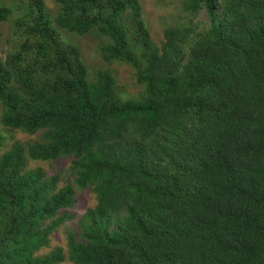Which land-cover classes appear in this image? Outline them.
I'll list each match as a JSON object with an SVG mask.
<instances>
[{
  "label": "trees",
  "instance_id": "obj_1",
  "mask_svg": "<svg viewBox=\"0 0 264 264\" xmlns=\"http://www.w3.org/2000/svg\"><path fill=\"white\" fill-rule=\"evenodd\" d=\"M51 1L0 3V123L38 134L0 135V264H264V0H182L159 46L140 0ZM61 30L131 66L139 96ZM86 188L66 252L39 255Z\"/></svg>",
  "mask_w": 264,
  "mask_h": 264
},
{
  "label": "rangeland",
  "instance_id": "obj_2",
  "mask_svg": "<svg viewBox=\"0 0 264 264\" xmlns=\"http://www.w3.org/2000/svg\"><path fill=\"white\" fill-rule=\"evenodd\" d=\"M23 0H0V3L8 6H15ZM45 6L48 12L52 15L55 13V7L51 0H44ZM143 8L144 20L149 29L153 42L159 46L162 42V32L166 25L176 23L178 21H188L191 16L182 10V0H140ZM19 10H17V13ZM15 14V15H16ZM192 22L205 23L204 13L201 12L192 18ZM11 32V26L9 22L2 23L0 25V56H3L7 51V43L5 42L6 36ZM62 37L68 42L76 45L80 52L82 60L88 69L90 75H93L98 70H106L110 72L116 81V92L122 98H136L141 93L142 86L136 82L134 69L124 63L116 61L106 62L103 61L98 54V46L101 43L100 40L91 37L90 35L78 36L73 33H68L61 30ZM1 112V106H0ZM0 135L6 136L7 141L3 144L4 150L9 147L10 143L18 139L21 142L32 140L38 137V134L30 135L18 130H11L0 123ZM70 165V158L63 159L61 161H55L52 163L47 162H29L28 168L35 166H41L44 168L48 175L63 171ZM63 174V173H61ZM63 179H68V175ZM95 195L89 188L84 190H76V203L75 206L68 210L73 213L75 218L72 221L63 223L56 231L50 235V247L42 249L38 254L43 255L47 253L54 246L63 247L66 252V234L68 231H78L76 222L86 208L94 206ZM59 264H71L65 260Z\"/></svg>",
  "mask_w": 264,
  "mask_h": 264
},
{
  "label": "clouds",
  "instance_id": "obj_3",
  "mask_svg": "<svg viewBox=\"0 0 264 264\" xmlns=\"http://www.w3.org/2000/svg\"><path fill=\"white\" fill-rule=\"evenodd\" d=\"M4 5H6V4H4ZM8 6V5H7ZM10 7V6H9ZM8 128V127H7ZM12 130V129H11Z\"/></svg>",
  "mask_w": 264,
  "mask_h": 264
}]
</instances>
